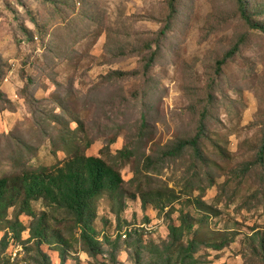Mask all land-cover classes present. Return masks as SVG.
Instances as JSON below:
<instances>
[{
    "label": "rangeland",
    "instance_id": "rangeland-1",
    "mask_svg": "<svg viewBox=\"0 0 264 264\" xmlns=\"http://www.w3.org/2000/svg\"><path fill=\"white\" fill-rule=\"evenodd\" d=\"M242 2L264 26V0H175L172 18L171 0H0V177L58 163L72 139L125 181L118 199L96 200L97 260L70 214L33 201L47 213L49 237L63 233L65 264H113L119 241L117 264H164L168 256L177 264L193 238L200 264H264V33L243 20ZM203 115L199 152L167 156L197 134ZM186 214L194 228L180 246L168 228ZM19 218V240L1 224L8 248L0 264L36 262V249H26L36 241L24 243L33 216ZM130 228L127 242L121 233ZM224 238L234 242L215 250ZM41 247L61 264L57 241Z\"/></svg>",
    "mask_w": 264,
    "mask_h": 264
},
{
    "label": "trees",
    "instance_id": "trees-1",
    "mask_svg": "<svg viewBox=\"0 0 264 264\" xmlns=\"http://www.w3.org/2000/svg\"><path fill=\"white\" fill-rule=\"evenodd\" d=\"M174 1L171 0L170 4L171 18L176 13L173 5ZM240 10L243 20L246 21L250 28L264 33V26L254 24L247 17L246 7L243 2ZM161 33L163 34L164 32L162 31ZM239 49L240 46L236 45L222 59L217 61V72L221 71L227 60L235 56L239 52ZM153 61L152 56L146 61L144 65L145 72L149 70ZM0 94L4 93L0 90ZM205 129V116L203 115L197 134L190 139L178 142L175 147L166 152V155L175 157L187 148H193L197 154L199 152V142L204 135ZM70 141H64L65 146L70 147V154L58 163L51 166L42 165L35 168L22 169L13 174H6L0 177V227L2 223L7 224L9 232L19 240L21 239L22 231L25 229L23 222L19 218L20 215L28 214L33 216L30 236L24 243L31 242L32 240L36 241L33 242L32 246L26 248L29 251L33 250V248L36 249L37 257L35 258V264H51L48 254L41 246L42 244H52L55 241L58 242L61 264H65L67 255L66 245L68 243L61 231H57L54 238L49 237L50 225L47 213L44 211L37 214L32 205L33 201L42 200L47 206L57 210H64L70 214L74 219V225L79 230L78 242L82 244L84 252L94 260H97L98 256L104 253V244L103 241L97 239L93 227V221L96 218V200L106 194L114 200L118 199L125 184L120 172L103 157L87 155L81 145L74 144L72 139ZM125 153L126 149L120 151V154ZM261 154V158L263 159L264 145ZM140 173L139 170L136 171L135 180H138ZM149 198L146 194L142 195L143 208L147 206ZM11 208L15 209L12 217L9 215ZM190 217L189 214L184 215L181 226H169V234H171L172 241L175 244L181 246L182 236L185 231L194 228ZM138 229H135V235L143 234ZM121 234L123 240L130 242V238L133 236V229L130 228ZM124 234L126 238H123ZM7 238L8 234L0 239V255L1 252H5L8 248ZM225 238L222 242H216L212 247L220 251L234 242V239L229 241ZM118 243L113 244L115 249L110 256L113 264H117L116 252L118 250ZM261 248L264 250V238L261 242ZM181 250V253L177 257V264H200L195 258V253L198 251V241L195 238L190 240L188 245H183ZM138 258L140 259L141 257L138 256ZM11 259L10 255L8 262ZM171 263L172 259L168 256L164 264Z\"/></svg>",
    "mask_w": 264,
    "mask_h": 264
},
{
    "label": "built area",
    "instance_id": "built-area-1",
    "mask_svg": "<svg viewBox=\"0 0 264 264\" xmlns=\"http://www.w3.org/2000/svg\"><path fill=\"white\" fill-rule=\"evenodd\" d=\"M123 238H126V235L125 234L123 235ZM13 254H14V256L12 257V259L15 258L16 254H17V249H16V251L13 252Z\"/></svg>",
    "mask_w": 264,
    "mask_h": 264
}]
</instances>
